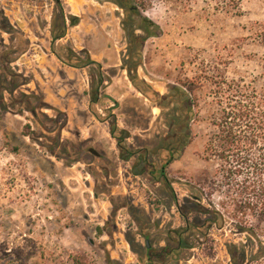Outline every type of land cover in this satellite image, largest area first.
I'll return each instance as SVG.
<instances>
[{"label":"rangeland","instance_id":"1","mask_svg":"<svg viewBox=\"0 0 264 264\" xmlns=\"http://www.w3.org/2000/svg\"><path fill=\"white\" fill-rule=\"evenodd\" d=\"M60 1L66 32L52 42L61 18L53 0H0V256L31 249L30 264H73V254L87 264H255L256 249L237 247L231 258L227 244L245 240L232 224L218 229L200 213L215 169L201 152L214 129L205 108L199 122L184 119L187 104L170 89L214 64L264 89V47L249 31L264 22V0L238 9L224 0ZM130 5L154 35L137 28ZM72 53L98 64L72 66ZM113 121L128 133L127 160Z\"/></svg>","mask_w":264,"mask_h":264},{"label":"trees","instance_id":"2","mask_svg":"<svg viewBox=\"0 0 264 264\" xmlns=\"http://www.w3.org/2000/svg\"><path fill=\"white\" fill-rule=\"evenodd\" d=\"M53 2L61 11V18L59 27H54L51 31L52 42L65 35L67 19L62 11L61 1ZM215 2L221 3L222 0ZM224 2L232 5L231 8L240 7V0ZM118 4L121 6L120 2ZM127 11L139 18L137 28L143 27L147 35L155 34L150 29L156 28L155 24L140 15L136 7L130 5ZM77 22V17H69L71 26H75ZM249 31L253 41L264 47V22L252 24ZM133 32L134 30L129 32V41L137 38ZM71 57L79 61L72 65L75 67L98 64L89 57L84 61L73 53ZM63 62L70 64L68 61ZM170 91L181 96L182 102L187 104L184 107V119L189 113L199 122L202 108H205L206 118L214 129L207 136L201 152L203 160L215 163V169L212 178L207 181L208 193H205L209 207L201 206L200 213L218 229L228 222L237 233L244 236L245 240L238 244H227L235 262L233 251L239 247L242 251L246 248L256 249L259 254L249 262L264 264V89H257L252 83L241 79H228L218 65L214 64L211 69L196 73L191 78L179 79ZM208 95L211 98L204 99ZM168 96L165 95V98ZM91 101L95 102V97ZM184 126V130L188 131V126ZM109 133L115 139L121 156L127 160L133 154L126 146L128 133L119 129L114 121ZM163 174L160 169L159 175ZM202 181L199 179L197 184H202ZM196 198L201 200L198 195ZM33 254L31 249L6 253L0 256V264H30ZM38 255L41 260L47 261L46 254L41 252ZM69 258L73 264H87L83 255L73 254Z\"/></svg>","mask_w":264,"mask_h":264},{"label":"water","instance_id":"3","mask_svg":"<svg viewBox=\"0 0 264 264\" xmlns=\"http://www.w3.org/2000/svg\"><path fill=\"white\" fill-rule=\"evenodd\" d=\"M88 151L92 154H94L95 156H99V154L93 149V148H89ZM146 247L149 248V243L148 241L146 240Z\"/></svg>","mask_w":264,"mask_h":264}]
</instances>
